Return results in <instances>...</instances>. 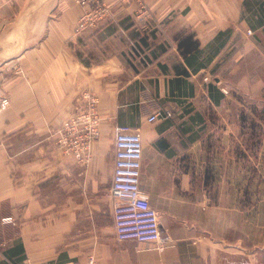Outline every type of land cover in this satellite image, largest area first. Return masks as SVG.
<instances>
[{
  "label": "crops",
  "instance_id": "crops-1",
  "mask_svg": "<svg viewBox=\"0 0 264 264\" xmlns=\"http://www.w3.org/2000/svg\"><path fill=\"white\" fill-rule=\"evenodd\" d=\"M103 1L109 17L75 37L74 0H0V264H250L264 134L233 93L264 88L249 64L264 60V0ZM84 89L100 119L86 165L56 143ZM119 126L142 139L140 186L172 238L160 253L114 235Z\"/></svg>",
  "mask_w": 264,
  "mask_h": 264
},
{
  "label": "built area",
  "instance_id": "built-area-1",
  "mask_svg": "<svg viewBox=\"0 0 264 264\" xmlns=\"http://www.w3.org/2000/svg\"><path fill=\"white\" fill-rule=\"evenodd\" d=\"M140 8L143 0H132ZM82 9L73 34L106 20L110 7L103 0H74ZM21 72V70H19ZM207 77L204 81H207ZM226 93V91H225ZM9 101L0 99V112ZM168 111H157L148 117L149 122L158 118L171 117ZM98 98L90 90H81L74 101V110L61 124L56 140L62 152L86 165L90 158V146L99 137ZM143 160V143L137 130L119 126L114 135V163L110 185L114 235L118 242L148 243L157 252H162L171 242L169 228L151 205L150 197L140 186ZM6 221H10L7 219ZM88 264H95L90 257Z\"/></svg>",
  "mask_w": 264,
  "mask_h": 264
},
{
  "label": "rangeland",
  "instance_id": "rangeland-1",
  "mask_svg": "<svg viewBox=\"0 0 264 264\" xmlns=\"http://www.w3.org/2000/svg\"><path fill=\"white\" fill-rule=\"evenodd\" d=\"M88 30V29H87ZM86 31V30H85ZM84 32V31H83ZM82 32V33H83ZM79 34V36L82 35ZM251 69L256 74H259L264 79V60L258 55H251L249 61ZM253 79V78H251ZM235 101L240 103L243 107L236 109L235 115H238L247 122L249 132L252 136H258L264 134V88L262 91L255 94H238L233 93ZM239 106V105H237ZM262 188L251 189L250 197V218L248 222V237L247 234V223L244 221L243 236L244 240L242 243L253 245H260V249L257 253L250 254V264H264V197L261 195L264 193ZM257 250V249H256Z\"/></svg>",
  "mask_w": 264,
  "mask_h": 264
},
{
  "label": "trees",
  "instance_id": "trees-1",
  "mask_svg": "<svg viewBox=\"0 0 264 264\" xmlns=\"http://www.w3.org/2000/svg\"><path fill=\"white\" fill-rule=\"evenodd\" d=\"M190 36L184 37L181 39L178 43L179 48H183V51H188L191 49L193 42L190 41ZM194 43L197 45V43L194 41Z\"/></svg>",
  "mask_w": 264,
  "mask_h": 264
}]
</instances>
